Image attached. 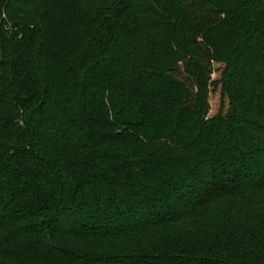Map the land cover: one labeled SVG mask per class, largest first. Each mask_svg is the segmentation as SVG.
Instances as JSON below:
<instances>
[{
  "label": "trees",
  "instance_id": "obj_1",
  "mask_svg": "<svg viewBox=\"0 0 264 264\" xmlns=\"http://www.w3.org/2000/svg\"><path fill=\"white\" fill-rule=\"evenodd\" d=\"M0 264H264V0H0Z\"/></svg>",
  "mask_w": 264,
  "mask_h": 264
},
{
  "label": "rangeland",
  "instance_id": "obj_2",
  "mask_svg": "<svg viewBox=\"0 0 264 264\" xmlns=\"http://www.w3.org/2000/svg\"><path fill=\"white\" fill-rule=\"evenodd\" d=\"M216 70H219L218 67H216ZM210 106H211V114L213 115L216 113L220 108V97L218 92L212 93L210 96Z\"/></svg>",
  "mask_w": 264,
  "mask_h": 264
}]
</instances>
